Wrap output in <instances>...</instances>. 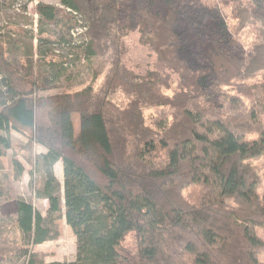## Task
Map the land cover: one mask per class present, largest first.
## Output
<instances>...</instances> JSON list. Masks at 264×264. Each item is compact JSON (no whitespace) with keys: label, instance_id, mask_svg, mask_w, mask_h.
I'll return each instance as SVG.
<instances>
[{"label":"trees","instance_id":"16d2710c","mask_svg":"<svg viewBox=\"0 0 264 264\" xmlns=\"http://www.w3.org/2000/svg\"><path fill=\"white\" fill-rule=\"evenodd\" d=\"M207 1L60 0L84 19L86 64L108 62L97 90L100 73L80 91L31 98L16 85L27 80L10 60L21 46L0 42V148L10 149V130L47 147L37 196L47 202L50 224L62 211L51 168L62 164L64 220L76 259L51 264H264L257 235L264 194L249 163L264 157V80L253 81L264 73V0ZM34 9L42 26L66 17L51 5ZM133 32L169 74H124V42ZM37 40L53 41L41 29ZM40 58L51 69L66 62L45 50ZM31 83L51 89L47 80ZM152 110L147 121L143 112ZM42 111L52 116L49 127L38 124ZM10 214L20 245L7 247L1 230L0 264H35L32 248L57 232L23 200L12 202ZM131 233L133 253L122 248Z\"/></svg>","mask_w":264,"mask_h":264},{"label":"rangeland","instance_id":"374dc122","mask_svg":"<svg viewBox=\"0 0 264 264\" xmlns=\"http://www.w3.org/2000/svg\"><path fill=\"white\" fill-rule=\"evenodd\" d=\"M209 1L211 0L207 2ZM39 3L54 6L59 11H63L66 17L59 19L55 25L42 26L34 9ZM223 12L229 20L232 18L230 7L224 8ZM85 26L84 19L64 9L60 0H0V42L6 41L9 44L21 46L16 52L12 50L15 54L10 55L14 70L20 72L21 78L27 80L16 84L19 89L32 92L31 98H48L71 94L91 84L94 73L101 75L93 83V88L96 90L100 88L108 68V62L106 58L94 59L92 64H86L83 60L82 50L86 42L83 37ZM40 29L53 40L51 43L37 40ZM124 46L126 49L122 63L125 70L124 74L140 73L144 75L146 71H156L160 75L169 74V71L163 69L164 66L157 62L156 56L150 50L139 45L136 32L129 34L125 39ZM44 50L64 57L66 59L65 64L62 67L57 65L56 68L51 69L47 64L48 59L40 58V51ZM24 52L25 57H22ZM32 78L39 84L43 80H47L51 89H34L31 83ZM176 80V76L171 78L170 90L164 91L163 94L171 95V92L176 89ZM262 80H264V73H260L253 81ZM119 97L121 98L118 96L117 99ZM143 113L147 121H150V118L155 115L154 110ZM51 118L50 113H43V111L37 115L38 124L43 126L49 127ZM125 119L128 120L126 116ZM130 121L132 120L130 119ZM130 121L128 120V122ZM73 126L75 134H77L79 120L76 115L73 116ZM0 135L3 136L4 134L0 133ZM29 136V133H18L10 130V149L0 148V189L2 190L0 232L3 231L2 240L6 241L7 247L19 248V237L12 226L14 215L10 214V211L12 202L23 200L41 214L44 219V226H48L57 232L54 240L32 248L35 264L72 263L76 259V239L64 220L62 164L56 162L51 168L52 174L60 186L59 196L62 211L54 216L53 224H50L47 220V202L37 196V190L42 181L41 176L48 170L47 161L42 159L47 155L48 149L43 144L32 142ZM249 163L255 168L261 180L258 190V195L261 196L264 194V157ZM15 164L21 167L20 174H18ZM192 193L193 189H189L183 194L185 198L189 199ZM257 235L264 240V228L258 229ZM136 246L137 241L133 233L129 234L122 244V248L131 253L135 252ZM259 262L264 263V253L259 255ZM25 263L26 259L21 258L12 259L8 264Z\"/></svg>","mask_w":264,"mask_h":264}]
</instances>
